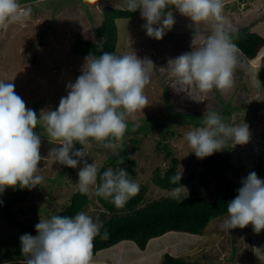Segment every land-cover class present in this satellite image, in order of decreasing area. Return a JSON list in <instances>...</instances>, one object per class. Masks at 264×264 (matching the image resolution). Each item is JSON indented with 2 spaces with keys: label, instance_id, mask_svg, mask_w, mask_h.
I'll use <instances>...</instances> for the list:
<instances>
[{
  "label": "rangeland",
  "instance_id": "rangeland-1",
  "mask_svg": "<svg viewBox=\"0 0 264 264\" xmlns=\"http://www.w3.org/2000/svg\"><path fill=\"white\" fill-rule=\"evenodd\" d=\"M42 1L19 0L22 6L32 9L31 19L24 25L13 24L6 30L0 29V81L13 83L16 94L38 116L42 109L56 110L60 99L67 95V85L74 83L81 74L85 56L71 51L77 36L96 43V29L103 23L104 7L127 10V0H98V7L86 5L83 0H71L76 5L60 10L54 7L57 11L54 13L47 5L56 0ZM223 15L233 30L259 21L251 32L264 38V0H224ZM173 16L175 24L161 40L146 35L142 27L146 21L141 14L117 21L119 53L131 54L134 51L141 59L147 57L156 65L157 69L144 89L148 106L135 113L134 119L128 118V126L138 124L139 127L134 132L128 127L123 140L115 142V150L92 139L79 149L83 147L87 154L84 159L88 164L95 163L100 170L126 145L136 164L134 181L139 184L140 191L145 188L147 193L135 209L113 213L100 204L93 186L88 193L89 204L83 212L94 220L98 218L104 223L118 215L128 216L136 210L172 198L171 190L161 189L153 180L155 171L159 170V174L164 176L173 166L181 173L180 182L185 188L181 189L182 197L216 201L229 180L242 185L250 173H256L260 161H263L260 179L264 180V47L261 57L250 64L253 70L249 66L241 72L235 71L234 84L228 93L222 94L215 89L207 95L195 89L188 93L180 90L181 86L171 75L168 61L191 51L194 31L207 34L211 25L202 22L192 27L190 18L178 11H174ZM207 109L220 115L229 111L231 114L224 116L226 122L247 124L249 142L235 146L229 142L223 151L203 159L197 158L185 134L201 126ZM145 129L147 131L143 133L141 130ZM35 131L42 134V156L47 157L51 148L60 147L49 143L41 125ZM167 145L173 149L171 156L163 149ZM174 158L177 159L176 164ZM38 167L41 168L39 174L44 177L43 183L30 189L26 200L12 210L16 220L22 223L37 224L40 219L58 215L79 191L78 172L83 162L77 168H69L49 158L42 160ZM192 175L194 178L190 179ZM16 188H7L0 194V210ZM226 216L213 219L198 236L168 233L151 240L144 250L146 260L139 258L130 264H162L166 254L192 264H264V230L257 234L249 224L224 231L221 224ZM22 235L0 211V246L3 252L9 249L7 244L20 243ZM122 248L126 249L119 253ZM138 252L140 249L136 244L122 242L99 252L93 261L98 256H106L113 258V262L127 264L140 255ZM24 261L10 256L1 258L0 264H24Z\"/></svg>",
  "mask_w": 264,
  "mask_h": 264
},
{
  "label": "clouds",
  "instance_id": "clouds-1",
  "mask_svg": "<svg viewBox=\"0 0 264 264\" xmlns=\"http://www.w3.org/2000/svg\"><path fill=\"white\" fill-rule=\"evenodd\" d=\"M83 3L98 7V0ZM137 9L146 21L142 25L146 35L156 40L174 26V10L190 18L192 27L209 23V33L194 31L191 51L168 61L171 75L180 90L188 93L195 89L207 95L215 89L226 94L232 89L239 49L234 30L223 15L224 0H127L128 11ZM31 15L32 9L19 0H0V29L24 25ZM155 69L151 59H141L134 51L89 54L81 74L67 85V95L60 99L58 108L42 109L39 116L16 94L13 83L0 81V194L10 187L30 190L43 183L38 165L51 158L69 168L83 162L78 172L80 193L87 194L94 186L98 197L123 207L139 193V184L122 167H109L101 173L95 163L88 164L84 159V148L76 149L75 144L83 146L92 139L115 150V142L122 141L128 131V118L134 119L135 113L148 106L144 89ZM38 125L49 143L60 145L51 148L47 157L40 153L42 134L35 131ZM137 127L134 124L132 131ZM185 139L196 157L203 159L223 151L229 142L232 146L247 144L250 132L247 124L228 123L222 115L207 109L201 126L188 131ZM180 180L181 173L170 177L172 184L179 185ZM182 188L179 185L171 190L173 199L181 200ZM249 224L257 234L264 230V180L255 172L242 181L238 195L227 205L221 228L229 232ZM35 229V236L25 233L20 237L24 264H93L94 240L109 236L102 221L83 211L40 219Z\"/></svg>",
  "mask_w": 264,
  "mask_h": 264
},
{
  "label": "trees",
  "instance_id": "trees-1",
  "mask_svg": "<svg viewBox=\"0 0 264 264\" xmlns=\"http://www.w3.org/2000/svg\"><path fill=\"white\" fill-rule=\"evenodd\" d=\"M75 3V4H74ZM71 0H56L48 3L47 8L53 9L54 13L56 9H64L76 5V2ZM56 7V9H54ZM175 11V10H174ZM173 11V12H174ZM140 10L137 9L134 12L128 10L114 8L106 6L103 9V23L96 29L97 42L87 40L82 36H77L72 46V53L81 56H88L89 54L99 55L101 52H114L117 55H122L118 51L119 46V30L117 27V21L121 19H131L139 16ZM258 22H253L250 26L239 28L234 30V35L237 37L234 42L236 43L239 52L238 60L239 64L236 71H243L245 68H249L251 63L257 61L261 57V50L264 47V38L260 35L251 32V29L255 27ZM250 70L253 68L250 66ZM168 99V96H167ZM227 104V103H226ZM225 104V105H226ZM225 110V108H224ZM231 113L227 111L223 112L222 116H228ZM130 127V125L128 126ZM133 127V125H132ZM132 127H130L132 131ZM137 131V130H136ZM143 133L147 131L141 130ZM149 131V130H148ZM134 132V131H132ZM161 144V143H160ZM76 145V144H75ZM80 146H75L79 149ZM161 148V146H160ZM168 156L173 155V149L168 145L164 146ZM174 164L177 163V159H173ZM263 161H260L256 169V174L260 178ZM135 162L131 159L130 153L126 145L122 146L118 154L112 155L107 162V165L102 167L99 171L102 173L107 168L122 167L130 177L135 180ZM178 174L175 166H173L167 173L162 176L159 174V170L155 171L154 184L163 190H172L173 188L182 186V182L178 184H172L170 177ZM192 175L190 179H193ZM242 187L240 184H236L229 180L222 189L219 198L216 201H209L203 198H190L181 197V200L173 198L165 199L154 205H151L142 210H136L134 213L128 216L118 215L104 222V229H107L109 236L107 239H101L97 237L94 240L93 256L99 252L110 249L122 242H134L138 248L142 251L146 250L149 242L153 239H158L165 236L168 233H183L188 235H201L208 224L216 218L227 215V205L236 198L238 190ZM29 189L16 188L1 208V215L4 219L15 229L22 234L28 233L33 236L37 234L35 224L22 223L16 220L13 216L12 210L14 207L26 200ZM147 190L142 189L136 196L131 197L123 207H116L109 200H105L102 197H98L100 204L106 210L110 212H125L133 210L138 207L145 199ZM89 204V195L81 194L80 191L76 192L70 202V205L58 215L74 216L76 213L84 211ZM104 229L101 231L103 232ZM9 249L3 252L0 246L1 258H8L15 256L19 259H25L21 255V243L9 245ZM162 264H192L186 262L181 258L174 257L170 254H166Z\"/></svg>",
  "mask_w": 264,
  "mask_h": 264
},
{
  "label": "crops",
  "instance_id": "crops-1",
  "mask_svg": "<svg viewBox=\"0 0 264 264\" xmlns=\"http://www.w3.org/2000/svg\"><path fill=\"white\" fill-rule=\"evenodd\" d=\"M42 1V0H41ZM43 2V1H42ZM131 243H134V242H131ZM135 244V243H134ZM124 249H126V248H122V249H120L119 250V253H121ZM146 250H147V248H146ZM145 250V251H146ZM138 253H140V255H138L137 257H134L133 259H132V261H130L129 263H127V264H130L131 262H133V260H137V259H141V261H145L146 259V256L147 255H145L144 254V251H142V250H140V252H138ZM137 253V254H138ZM136 254V253H135ZM93 257H95V256H93ZM96 258V257H95ZM113 258H107L106 256L105 257H101V256H98V259L97 260H95V261H93V264H121V263H116V262H113Z\"/></svg>",
  "mask_w": 264,
  "mask_h": 264
}]
</instances>
